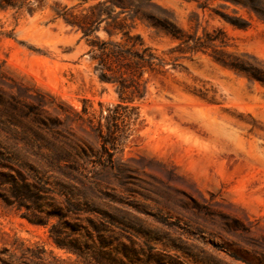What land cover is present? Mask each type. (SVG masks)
Listing matches in <instances>:
<instances>
[{"label": "rangeland", "instance_id": "374dc122", "mask_svg": "<svg viewBox=\"0 0 264 264\" xmlns=\"http://www.w3.org/2000/svg\"><path fill=\"white\" fill-rule=\"evenodd\" d=\"M153 1L171 10L184 30L221 29L227 50L264 61V19L246 0ZM96 2L0 6V147L21 166L30 186H40L30 198V215L53 214L47 224L22 217L24 207L4 202L11 184L0 176V247L19 255L22 243L43 248L51 263L85 264L49 235L69 199L81 209V234L91 229L89 220L114 219L137 242L176 252L190 264H264V86L222 67L210 49L170 52L176 40L137 20L132 32L167 65L163 72L144 74V98L121 102L116 85L98 79L82 32L56 14L63 6L79 10ZM235 18L247 26L234 25ZM98 34L106 36L103 29ZM205 90L214 102L202 97ZM37 100L46 103L39 109L43 117L54 116L53 108L67 111L60 136L40 130L27 113ZM83 107L88 113L74 120ZM99 119L104 133L107 125L113 132L106 145L113 161L106 159L105 166L92 162L100 149ZM81 147L93 154L91 161L58 166L55 151ZM34 202L40 208L32 209Z\"/></svg>", "mask_w": 264, "mask_h": 264}, {"label": "trees", "instance_id": "16d2710c", "mask_svg": "<svg viewBox=\"0 0 264 264\" xmlns=\"http://www.w3.org/2000/svg\"><path fill=\"white\" fill-rule=\"evenodd\" d=\"M226 1L234 2L235 0ZM263 1L246 0L243 3L254 10L258 17L264 19ZM25 3L27 0H0V6L5 8L19 9ZM56 14L67 24L82 32V37L86 39L89 47L87 54L90 60L95 62L94 69L98 72V79L116 85L121 102L144 98L147 92L144 74L163 72L167 65L163 56L151 46L146 45L139 34L132 32L137 20L145 22L156 32L176 40L177 46L171 48L170 52L176 49L185 55L206 52L210 49V56L222 67L264 86L263 60L246 51L227 50V37L221 29L212 31L203 29L202 34H198L197 30L193 33L184 30L176 23L171 10L153 0H97L96 3L79 10L75 6H63L56 10ZM231 22L241 28L247 26L246 20L242 18L239 20L235 18ZM102 24L104 25L101 27ZM101 29L105 32V37L98 34ZM173 60V66L177 65V58ZM208 91L201 92L204 95L202 97L214 102V94L207 98ZM45 105L46 103L41 100L34 101L28 106L27 113L33 115V121L40 130L55 137L60 136L61 127L68 122L69 115L61 106L59 109L53 108L54 116L43 117L39 114V109ZM13 108L16 107L13 106ZM87 113V108L83 107L82 113L75 112L77 118L74 120L82 119L83 114ZM108 117L111 116L107 115L105 118ZM88 121L93 127V118L88 117ZM97 123L100 149L92 162L105 166L106 159L109 163L113 161V152H110L106 146L113 132L107 125V132L104 133L100 119ZM54 155L59 167L62 163L69 167H81L89 160L91 161L93 156L83 147L74 153L69 150H57ZM0 176L11 184L2 196L6 205L16 206L17 209L24 207L26 211L22 212L21 216L33 224H47L52 213H47L46 216L39 213L30 215V198L36 197L40 186H30L23 175L21 166L14 164L12 157L1 150V147ZM189 200L195 207V199L189 196ZM33 204L35 208L32 207V209L40 208L35 202ZM202 208L207 212L206 206ZM80 211L77 205L66 199V204L56 214L57 222L51 224L49 228V235L57 247L74 254L85 264H190L176 252L157 249L147 240L137 242L126 224H116L114 219L107 221L96 217L89 220L91 229L84 227L85 234H81L78 232L79 228H76ZM22 246L21 243L19 255L6 246L0 247V264H55L48 261L43 248L33 250L29 246Z\"/></svg>", "mask_w": 264, "mask_h": 264}]
</instances>
